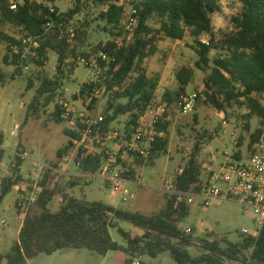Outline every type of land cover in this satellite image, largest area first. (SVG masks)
I'll use <instances>...</instances> for the list:
<instances>
[{
    "label": "trees",
    "instance_id": "16d2710c",
    "mask_svg": "<svg viewBox=\"0 0 264 264\" xmlns=\"http://www.w3.org/2000/svg\"><path fill=\"white\" fill-rule=\"evenodd\" d=\"M222 1L74 0L72 8L61 12L55 6L56 0H20L14 9L10 8V0H0V23L12 25L19 33L18 36L10 35L0 26V41L7 45L3 62L15 68L14 75L22 74L24 67L29 65L39 69L36 73L38 86L27 105L25 122L31 118L41 119L51 106L53 121H71L74 113L64 105V101H68L62 89L65 80H69L79 66V57L89 59L101 51L108 53L109 63L100 60V66L105 69L98 78L101 82L86 83L79 96L74 95V99L83 100L89 110L97 104L102 88L109 95L103 121L91 125V131L74 157L78 172H98L106 162L107 148L90 154L87 153L89 144L112 134V124L121 116L130 117L128 133L129 126L135 124L137 112L154 98L160 75H149L144 62L156 53L157 37L160 35L171 41H183L188 37L191 40L189 47L198 56L195 67L204 73V101L225 115L229 109H245L247 119L259 120L260 126L251 134L248 146L253 154L264 135V0H236L241 9L229 18L230 31H216L213 15L221 10ZM89 5L100 10L96 19L104 24L103 32L111 38L127 36L126 8L136 9L137 23L131 39L124 40L120 46L110 40L99 43L93 51H84L90 22L75 21V18ZM152 21L160 27L155 29ZM27 37L33 39L29 53L23 45V39ZM203 38H207L206 42ZM49 51L56 53L58 58L54 74L45 69ZM213 52L216 54L212 55ZM0 78L3 79L1 72ZM192 78L193 70L182 68L177 73L178 89L165 91L162 100L167 111L156 128L149 156L143 158L124 149L119 151V155L126 152L132 159L130 170L123 171L125 177L136 178V169L154 165L166 153L169 110L178 108L179 97L185 94ZM36 80H28V90L33 88ZM195 96L198 100L199 96ZM66 113L69 116L65 117ZM87 121L82 116L75 119V128L67 131L68 144L58 151L59 159L72 151L75 141L83 139V132L89 129ZM246 129L250 130L248 124ZM2 142L3 135L0 134V144ZM200 151L201 147L196 145L188 163L177 171L173 182L177 191L200 189L204 176L198 160ZM233 158L242 157L238 153ZM22 164L23 156L19 153L9 174L0 182V205L25 181ZM53 166L58 167V163ZM52 173L50 170L43 173L39 181L40 192L23 217L18 239L8 251L0 252V264H27L28 260L41 254L52 255L66 249H86L102 256L121 251L127 256L125 264H134L135 259L144 256L156 259L165 252L175 264H226L228 261L264 264V226L257 235L241 232L237 241L215 232H208L201 238L196 236L194 227L186 232L183 223L190 216L192 205L179 200L176 194L165 193L164 206L159 211L145 214L78 198L69 191L80 185L79 178L51 183ZM21 194L26 192L21 190ZM57 196L61 197V203L54 211L51 205ZM16 205L18 207V202ZM125 223L142 234L133 235L122 226ZM111 230L117 231L124 245L113 240ZM191 248L197 253L193 254Z\"/></svg>",
    "mask_w": 264,
    "mask_h": 264
},
{
    "label": "rangeland",
    "instance_id": "374dc122",
    "mask_svg": "<svg viewBox=\"0 0 264 264\" xmlns=\"http://www.w3.org/2000/svg\"><path fill=\"white\" fill-rule=\"evenodd\" d=\"M30 1L41 2L43 0ZM10 2L16 4L20 0H10ZM73 5L74 0H56L55 2V6L61 12L68 11ZM131 9L132 6L126 8V16ZM240 9L241 5L236 0H223L221 10L213 15L215 30L230 31L229 18ZM99 12L98 8L89 5L83 13L75 18V21L88 20L90 22L88 39L83 46L84 51H93L99 43L115 39L103 32L104 24L96 19ZM151 24L155 29L160 27L155 21H152ZM0 26L10 35H19L17 29L8 23H0ZM126 32L127 40H130L132 33ZM124 35L120 37L126 38ZM203 40L206 41L207 38H203ZM189 44H191V40L188 37L183 41H171L159 35L156 41V53L144 62V67L149 75H160V82L154 94L158 100L163 99L166 90L176 91L178 89L177 73L182 68L193 70L192 82L187 86L185 94L192 97L198 95L199 99L195 98L192 109L188 113H181L178 108H170L167 118L169 127L167 129L166 153L161 155L154 165H145L136 169V178H132L134 182L125 184L129 191L128 194H125L115 192L101 178H86L82 176L83 173L78 172L74 162V157L79 151L78 146L75 145L72 151L62 159L58 157V151L68 144L67 131L75 128L74 121L78 116L92 121L103 116L109 96L108 93H105V88L100 90L98 102L92 110H89L80 98L74 99V95L79 96L84 84L96 77L100 78L102 73L95 72L94 77L92 70L78 64L79 66L69 80H65L64 87L69 89L66 92L69 111L74 113L71 121L65 120L61 123L53 121L50 117L53 112L51 106L41 119L31 118L25 122L27 105L38 86L36 73L39 69L34 65H29L28 68L24 67L22 74L14 75L15 68L3 62L7 45L6 42L0 41V72L3 77V79L0 78V134L3 135V142L0 144V182L3 177L9 174L11 165L16 162V155L21 153L24 178L25 175L33 174L36 171L33 162L51 165L57 162L63 173H52L51 183L67 182L72 177H77L80 180V185L71 189L70 194L90 201H100L117 208L151 214L164 206L166 186L173 185L177 171L188 163L196 145L201 147L198 160L203 166L202 171L206 174L217 169L226 158H233L238 153L242 158L249 157L251 155L248 148L250 136L260 126L259 120L257 118L247 119L245 109H229L228 114L225 115L204 101L205 97L202 95L204 73L196 69L195 63L198 56L189 47ZM215 54L213 52L212 55ZM48 58L45 69L54 74L57 54L49 51ZM30 78L36 81H34L33 88L28 90ZM129 123V115L118 118L112 124V134L101 143L92 141L87 153L97 154L102 152L103 148H107V158L112 157L116 161L117 169L130 170L132 159L126 152L119 155L120 152L114 148L115 133L126 132ZM247 124L250 126L249 131L246 129ZM128 130H132V126H129ZM260 145L263 146L261 150L264 156V137H262ZM108 150L112 155L107 154ZM24 180L19 187L5 197L0 205V252L8 251L13 242L18 239L23 215L16 204L22 195L20 190H26V187L31 183L26 178ZM60 203L61 197L57 196L51 205L52 210H57ZM2 221L5 223L3 224ZM122 226L130 230L133 235L142 234L140 230L131 228L129 224L125 223ZM183 226L194 227L196 236L201 238L206 237L208 232H215L232 241H237L243 229L253 232L257 225L253 216L240 206L223 202L212 203L206 207L192 205L191 214ZM111 236L115 242L124 245L123 239L116 230H111ZM190 250L193 254L197 253L193 248ZM126 258V254L121 251H111L106 256H102L86 249H66L52 255L41 254L28 260L27 264H125ZM138 261L143 264H175L167 252L160 254L156 259L144 256L135 259L134 262ZM226 264L242 263L228 261Z\"/></svg>",
    "mask_w": 264,
    "mask_h": 264
},
{
    "label": "built area",
    "instance_id": "2783aa9c",
    "mask_svg": "<svg viewBox=\"0 0 264 264\" xmlns=\"http://www.w3.org/2000/svg\"><path fill=\"white\" fill-rule=\"evenodd\" d=\"M16 4H11L10 8L14 9ZM53 12L54 9H51ZM137 10L132 8L124 21L125 30L133 33V29L137 23ZM126 38L120 36L114 39L117 46H120ZM131 39V38H130ZM129 41V40H128ZM206 42L205 40H202ZM33 39L27 37L23 39L24 49L29 53ZM100 60L106 63L111 61V57L106 52H99L92 58H78V64L84 65L86 68L95 72L102 73L105 69L100 66ZM93 78V77H92ZM101 82L98 77L92 79L91 82ZM69 89L64 87L63 91L66 92ZM96 94L99 91H95ZM195 95L187 96L182 94L178 100V109L181 113H188L192 109V105L195 102ZM65 107H68V101H64ZM167 108L163 100H158L156 96L152 98L141 110L137 112V118L135 124L132 126V130L128 133H115L116 142L114 148L120 151L124 149L128 152L136 153L137 155L147 158L150 154L149 148L151 142L154 140V136L157 134L156 128L163 120V116L166 113ZM69 116V113L65 114V117ZM103 121V116H100L98 120H88L89 129L83 132V139L81 141H75L76 146L82 145L85 138L91 131V125ZM264 137V136H263ZM98 138L97 143H101L102 140L107 139ZM262 145H259L257 151L246 158H226L224 162L219 164L218 168L211 170L209 173H204L202 185L199 190H187L177 191L172 186H166V193L176 194L179 200H185L188 204L200 205L203 207L209 206L212 203L229 202L240 206L244 211L250 213L254 221L256 222V228L253 232L248 229H243L244 234H258L261 228L264 226V156L262 155ZM108 155H112L110 150L107 151ZM116 161L110 157L106 159V162L100 168L98 172L86 173L82 175L86 178H101L103 179L115 192H121L128 194L126 189V183H133V179H129L124 176L123 171L115 167ZM33 167L36 171L32 174L25 175V178L29 180L30 186L26 187L25 195H21L18 200V207L23 215L29 210L30 205L36 200L39 192V181L42 175L47 170L53 173H63L61 167H55L48 163L33 162ZM22 173V171H21ZM23 174V173H22ZM24 178V179H25ZM139 184L143 185L141 182ZM21 191V190H20ZM4 224L5 222L2 221ZM186 232L189 233L190 229L187 228ZM134 264H140L134 262Z\"/></svg>",
    "mask_w": 264,
    "mask_h": 264
},
{
    "label": "crops",
    "instance_id": "0c3cea01",
    "mask_svg": "<svg viewBox=\"0 0 264 264\" xmlns=\"http://www.w3.org/2000/svg\"><path fill=\"white\" fill-rule=\"evenodd\" d=\"M78 175H80V174H78Z\"/></svg>",
    "mask_w": 264,
    "mask_h": 264
}]
</instances>
